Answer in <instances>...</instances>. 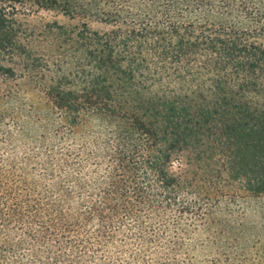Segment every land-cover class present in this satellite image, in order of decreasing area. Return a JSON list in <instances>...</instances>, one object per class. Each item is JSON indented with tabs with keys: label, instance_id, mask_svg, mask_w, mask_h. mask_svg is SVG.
I'll return each instance as SVG.
<instances>
[{
	"label": "trees",
	"instance_id": "16d2710c",
	"mask_svg": "<svg viewBox=\"0 0 264 264\" xmlns=\"http://www.w3.org/2000/svg\"><path fill=\"white\" fill-rule=\"evenodd\" d=\"M0 264H264V0H0Z\"/></svg>",
	"mask_w": 264,
	"mask_h": 264
},
{
	"label": "rangeland",
	"instance_id": "374dc122",
	"mask_svg": "<svg viewBox=\"0 0 264 264\" xmlns=\"http://www.w3.org/2000/svg\"><path fill=\"white\" fill-rule=\"evenodd\" d=\"M42 16H47L49 19H55L60 24H73L74 23V22L69 21L67 18L62 17V16L53 17L52 14H49V15L42 14ZM201 255H205V254L202 253Z\"/></svg>",
	"mask_w": 264,
	"mask_h": 264
}]
</instances>
